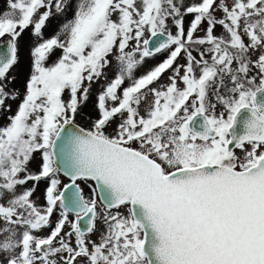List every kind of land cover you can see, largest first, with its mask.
Returning <instances> with one entry per match:
<instances>
[{
    "label": "snow or ice",
    "instance_id": "6c2138e0",
    "mask_svg": "<svg viewBox=\"0 0 264 264\" xmlns=\"http://www.w3.org/2000/svg\"><path fill=\"white\" fill-rule=\"evenodd\" d=\"M26 29L21 98L9 73ZM0 40V111L19 100L0 124V264H264V0H7Z\"/></svg>",
    "mask_w": 264,
    "mask_h": 264
},
{
    "label": "rangeland",
    "instance_id": "374dc122",
    "mask_svg": "<svg viewBox=\"0 0 264 264\" xmlns=\"http://www.w3.org/2000/svg\"><path fill=\"white\" fill-rule=\"evenodd\" d=\"M184 2H185V4H188V3H191L192 0H184ZM5 10H7V0L3 1V4L0 7V13H3ZM216 15L219 16L220 13L217 12ZM71 16H72V13L69 12L68 13V18H71ZM59 24H60V18H53V19H50L49 22H47V25L52 29L53 32H55V30L57 29V26ZM48 26L44 30L49 29ZM169 28H170V30L175 32V28L172 26V24H169ZM30 33H31V30L30 29H26L23 32V34L21 35V37L19 38L20 60H19V63L15 66V69H13L9 73L10 76H14L15 77V81H16V82L14 81L12 84H10L9 87L13 88V89H18L20 94H21V98H22V95H23V93L25 91V82L28 79L29 74H30V70H31V58H30V55H29V50L34 45V43L36 42ZM46 33H47V30H46ZM215 33L218 36L223 34L222 33V29L219 26H217V28L215 29ZM196 35L202 36L203 32L202 31H198L196 33ZM21 42L23 43L22 45H21ZM59 54H60V52H59V50H57L50 57L48 63L50 64L52 62V60H54ZM164 58L165 57H162V60ZM178 62L179 63H183V60L181 59ZM152 64L154 65V62H152L151 59L146 60L144 65L142 67H140L136 71V76L138 77L142 73H145L147 70L151 69L152 67H150V66ZM169 74H170L169 72H166L165 74H163L162 77L160 78V80L157 83H154L151 87H160V86L165 85L167 83V81H168V75ZM111 76H112V74L109 72L108 73L109 79L111 78ZM107 82H108V80H105V79L102 78L99 82L94 83L92 85V87H91L89 98H88V99H91V103L90 104H86V105L84 104V105H82L80 107V108L83 107L84 108L83 110H85V111L87 110V112H85V113H87V114H85V116L86 117L88 116L87 117L88 119L93 120V119H95V117L97 118L98 113H97V109L95 107L96 97H97L98 92L101 90V87L103 85H105ZM128 84H129V81L126 80L125 84L123 86L126 87V86H128ZM150 99H151V97H149V100ZM6 103L11 105V112L0 111V124L7 123L6 117L8 115L14 114L16 112L19 100H17V101L8 100V101H6ZM87 103H88V101H87ZM147 107H148V103H144V104L141 105V109L140 110H141L142 114L147 109ZM85 121L87 123L82 121V120H79V121H76V124L78 126H80V127L88 128L89 127V125H88L89 122H88L87 119ZM107 131L111 132L112 128L107 129ZM32 167H33V169H35V165L34 164L32 165ZM58 176H59V178L61 180V188H62L63 185L66 184L68 181H67V179H65L60 174H58ZM78 184L82 188L83 193H84L86 198H88V197H90L92 195L91 190L94 187H93V184H92V182L90 180L83 181V182H78ZM32 185H33V182H29L24 187H32ZM44 194H45V185L43 183H40L37 186L36 191H35V193L33 195V199L36 201V203L38 205H43L45 203ZM97 207H98L99 211H103V206L99 203L98 199H97ZM56 215H59V213H53V216L51 218L53 222H55L56 219L58 218ZM69 219L70 220L74 219V215L70 214ZM99 227L102 228L103 225L99 224ZM38 234L46 235L47 231L44 230V232L38 233ZM93 238H95V237H93Z\"/></svg>",
    "mask_w": 264,
    "mask_h": 264
},
{
    "label": "trees",
    "instance_id": "16d2710c",
    "mask_svg": "<svg viewBox=\"0 0 264 264\" xmlns=\"http://www.w3.org/2000/svg\"><path fill=\"white\" fill-rule=\"evenodd\" d=\"M192 19V16L191 15H189V16H186L185 18H184V22H185V29H187V27H188V25H189V22H190V20ZM168 24H172V22H171V20H169V22H168ZM15 81V80H14ZM16 82V81H15ZM68 93H67V91L65 92V94H64V99L65 100H67L68 99V95H67ZM88 101V103L86 102L85 103V105L86 104H90L91 103V99H88L87 100ZM84 108L82 107V108H80L79 109V111H78V115H77V117H76V121H79V120H82V121H84V122H86L85 120L87 119L88 120V125H90V123H91V119H88L86 116H85V114H87V113H85V112H87V110L85 111V110H83ZM81 118V119H80ZM96 118V117H95ZM87 123V122H86ZM85 123V124H86ZM83 181H85V180H81V181H78V182H83ZM40 183H43L44 185H45V189H46V186H47V181H41ZM39 183V184H40ZM91 193H92V191H91ZM59 208L56 210V211H54V213H59ZM57 217L59 216V215H56ZM46 231H48V230H46Z\"/></svg>",
    "mask_w": 264,
    "mask_h": 264
},
{
    "label": "water",
    "instance_id": "95a60500",
    "mask_svg": "<svg viewBox=\"0 0 264 264\" xmlns=\"http://www.w3.org/2000/svg\"><path fill=\"white\" fill-rule=\"evenodd\" d=\"M165 37H156V38H152V42L150 43V46H152L156 40H162L164 39ZM0 47H5V44H4V41L0 43ZM57 167H59L61 169V171L59 172V174L61 176H63L65 179H67V183H71L69 177H67L66 175H64V172H63V167H62V163L60 162V159L59 157H57V164H56ZM91 181V180H90ZM92 184H93V187H95V182L94 181H91ZM63 188V187H62ZM102 193L99 192V190L96 191V197L99 201V203L103 206V200L101 199L102 197Z\"/></svg>",
    "mask_w": 264,
    "mask_h": 264
},
{
    "label": "flooded vegetation",
    "instance_id": "af4514ba",
    "mask_svg": "<svg viewBox=\"0 0 264 264\" xmlns=\"http://www.w3.org/2000/svg\"><path fill=\"white\" fill-rule=\"evenodd\" d=\"M3 1L4 0H0V7H1V5L3 4ZM50 21V20H49ZM48 21V22H49ZM60 23H61V19H60ZM48 26V25H47ZM49 27V26H48ZM46 30H47V33H46ZM46 30H44V37L45 38H48V37H50L51 35H53V31H52V29L49 27V29H46ZM1 42H3L2 40H0V43ZM23 43L21 42V45H22ZM165 55L166 54H164V55H161V54H157L154 58H147L146 60H149V59H151L152 60V62H154V65H156L158 62H161V60H162V57H165ZM153 64L150 66V67H153L154 66ZM13 69H15V67L13 68ZM12 69V70H13ZM11 70V71H12ZM143 74V73H142Z\"/></svg>",
    "mask_w": 264,
    "mask_h": 264
}]
</instances>
